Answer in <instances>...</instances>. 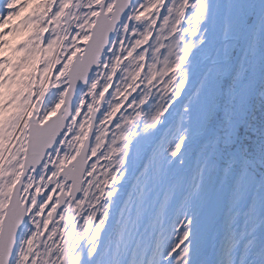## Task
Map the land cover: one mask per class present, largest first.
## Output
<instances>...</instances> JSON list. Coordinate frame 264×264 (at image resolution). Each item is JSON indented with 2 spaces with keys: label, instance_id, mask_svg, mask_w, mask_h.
Listing matches in <instances>:
<instances>
[{
  "label": "snow or ice",
  "instance_id": "1",
  "mask_svg": "<svg viewBox=\"0 0 264 264\" xmlns=\"http://www.w3.org/2000/svg\"><path fill=\"white\" fill-rule=\"evenodd\" d=\"M0 264H264V0H0Z\"/></svg>",
  "mask_w": 264,
  "mask_h": 264
},
{
  "label": "rangeland",
  "instance_id": "2",
  "mask_svg": "<svg viewBox=\"0 0 264 264\" xmlns=\"http://www.w3.org/2000/svg\"><path fill=\"white\" fill-rule=\"evenodd\" d=\"M130 111H131V110H130ZM130 111H129V112H130ZM82 112H83V110H82ZM122 113H123V112H122ZM122 113H121V114H122ZM81 118H82V117H78V119H81ZM12 143H13V145H17V146H18V142H17V141L13 140ZM6 155H7V154H6Z\"/></svg>",
  "mask_w": 264,
  "mask_h": 264
}]
</instances>
